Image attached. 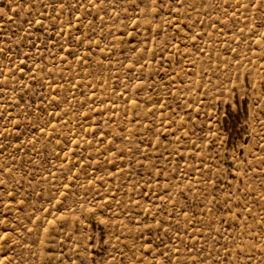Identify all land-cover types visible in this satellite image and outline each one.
<instances>
[{
    "label": "rangeland",
    "instance_id": "rangeland-1",
    "mask_svg": "<svg viewBox=\"0 0 264 264\" xmlns=\"http://www.w3.org/2000/svg\"><path fill=\"white\" fill-rule=\"evenodd\" d=\"M0 264H264V0H0Z\"/></svg>",
    "mask_w": 264,
    "mask_h": 264
}]
</instances>
